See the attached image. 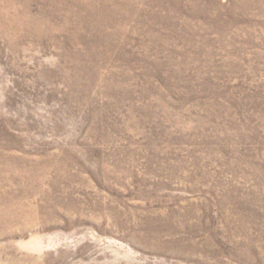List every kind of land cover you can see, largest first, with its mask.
Listing matches in <instances>:
<instances>
[{
	"label": "rangeland",
	"instance_id": "1",
	"mask_svg": "<svg viewBox=\"0 0 264 264\" xmlns=\"http://www.w3.org/2000/svg\"><path fill=\"white\" fill-rule=\"evenodd\" d=\"M0 264H264V0H0Z\"/></svg>",
	"mask_w": 264,
	"mask_h": 264
}]
</instances>
